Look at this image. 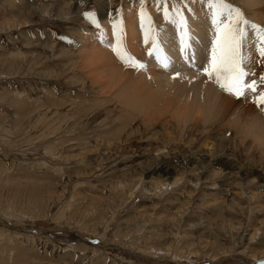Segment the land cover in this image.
<instances>
[{"label": "rangeland", "instance_id": "obj_1", "mask_svg": "<svg viewBox=\"0 0 264 264\" xmlns=\"http://www.w3.org/2000/svg\"><path fill=\"white\" fill-rule=\"evenodd\" d=\"M103 1L0 0V264L264 262V154L237 151L238 163L249 171L226 184L203 157L200 140L175 144L167 132L152 137L144 128L137 140L127 136L129 119L118 99L98 93L75 59L83 49L75 43L81 41L74 34V10L87 20L86 11L103 13ZM107 1L109 25L121 8H135L141 19V0ZM170 1L143 7H158L164 17L165 6L174 11ZM94 26L82 25L91 32L88 41L99 29ZM110 32L113 41L103 36L96 43L114 55ZM139 41L146 55L152 41ZM234 98L264 116L251 93ZM165 140L174 146V162L202 160L188 165L179 183L173 178L157 188L144 179L158 154L169 151ZM101 155L110 158L97 165ZM194 167L199 169L190 172Z\"/></svg>", "mask_w": 264, "mask_h": 264}, {"label": "bare ground", "instance_id": "obj_2", "mask_svg": "<svg viewBox=\"0 0 264 264\" xmlns=\"http://www.w3.org/2000/svg\"><path fill=\"white\" fill-rule=\"evenodd\" d=\"M148 1L152 2L153 0H144L143 6L148 7ZM233 1L239 4L236 6L242 9L250 21L264 26V0ZM137 2L139 1L137 0ZM137 2L130 4V8H133V5L137 6ZM103 3L106 6L102 4L100 9H103V13L98 12L96 14L99 29L98 31L93 30L92 38L94 39L92 41H88L86 37L91 32L87 33L82 28L83 24L91 23V21L89 19L83 20L84 17L81 12L73 9L79 24L72 26L75 30L74 34L79 35V41H81L75 43H79L80 48L83 49H80L75 59L79 67L85 71L88 70L87 75L95 84L98 93L106 95L108 93L118 99V103L122 105L121 109L129 119V122L124 126L125 134L129 137H136L135 140H137L138 133L141 132L140 129L144 128L146 134L148 133L152 137H164V132H167L166 136H169V140L175 144L188 140L191 145L197 142L196 140H200V144L205 146L203 150L205 156L203 157H209L208 162L213 166L215 176L222 177L226 184H230L234 177L246 174L245 171L249 170L243 164L238 163L239 156L236 152L243 149L247 152L264 154V116L262 113L252 109L253 105L250 102L237 100L232 95L220 90L214 82L208 81L207 77L198 72L196 68L189 66L180 51V38L184 26L179 23L180 17L174 8V11L170 12V16L175 18V24L172 20H165L161 14V9L158 7L154 9L143 7L152 18L150 21L143 20V24L139 18V13H135V8L129 12L121 8L119 13L122 16L120 15L117 21L113 23L116 25V32L114 33L113 25H109V22L104 19L105 7L108 9L110 3L107 0H104ZM178 3L182 5V8ZM170 4L175 5V8H178L180 14L188 21L192 42L189 55L194 50L193 59L196 66L205 65L207 58L210 57L214 32L208 0H171ZM125 11L128 13L126 14ZM156 18L159 20L156 21ZM150 27L154 31L160 32L162 48L160 57L170 56L174 61L173 71H179L181 76L173 79L172 71L162 69L160 61L156 59L155 52L149 54L147 51L146 55L143 54L144 49L140 47L139 37L145 39V31ZM110 29L116 44L118 33L121 50L125 51L123 53L145 62L146 68H133L131 65L125 64L118 55H115L117 53L113 55L110 50H104V45L96 43L97 40L104 39L103 36L106 37L104 40L110 38L113 41ZM82 41L91 43L83 45ZM142 41L144 42V40ZM124 46L131 49L132 52L124 50ZM259 46L255 33L249 28V34L243 45L244 53L248 57L244 66L246 72L250 73V77L258 81L260 75L264 73V57L259 55ZM69 67L63 66V70H67ZM120 125L118 124L116 127ZM227 130H233L235 137L227 134ZM171 142L167 141L164 145L165 148H169V151L158 154L150 167L146 168L147 175H145L144 180L156 181L157 188L170 184L173 178L176 183H179L187 174V166H192L191 163L196 161L200 163L202 160L201 156H189L187 164L185 161H183L184 164L174 162L176 154L172 152L174 146ZM214 152L220 154L215 155ZM148 157L154 158L155 156L149 151ZM108 158L110 156L101 155L99 160L96 159V162H99L97 165L103 164L104 160ZM148 159L147 162L149 163ZM178 166L183 168L182 172L177 170ZM198 169L199 167H194L189 171L193 172ZM189 180L196 181L197 184L199 179L195 180V178L189 177ZM140 183L139 189L141 190L143 183L141 181Z\"/></svg>", "mask_w": 264, "mask_h": 264}, {"label": "snow or ice", "instance_id": "obj_3", "mask_svg": "<svg viewBox=\"0 0 264 264\" xmlns=\"http://www.w3.org/2000/svg\"><path fill=\"white\" fill-rule=\"evenodd\" d=\"M144 0H141V22L145 18L143 8ZM209 9L211 11V23L214 26L213 38L211 41L210 57L207 58V63L201 67H197L194 57V50L189 55V49L192 48L191 30L188 26V21L180 14L175 5L177 15L180 17L179 23L184 26L180 38V51L184 55L186 62L190 67L196 68L207 77L208 81L214 82L220 90L236 97H245L247 93L252 94V102L264 111V88L258 87L259 84H264V73L260 75L259 81L252 79L246 81L245 77L248 73L245 70V63L248 60L244 53L243 45L249 34V28L255 33L256 39L260 46L258 52L260 57H264V26L250 21L242 9L236 6L233 0H208ZM165 20L175 19L170 16L169 7L165 6L163 9ZM83 15L91 21L97 28L99 23L94 11H86ZM159 27V26H157ZM114 33L116 32V25H113ZM145 42L151 38L152 47L148 49L149 54L156 53V59L160 61V67L166 71H172V77L181 76L179 71H173L174 61L170 56L160 57L162 51L160 44V32L154 31L151 27L145 31ZM117 55L133 68H146L145 62L137 60L136 58L126 55L122 52L119 35L117 33V44L114 46ZM264 264V262H260Z\"/></svg>", "mask_w": 264, "mask_h": 264}]
</instances>
